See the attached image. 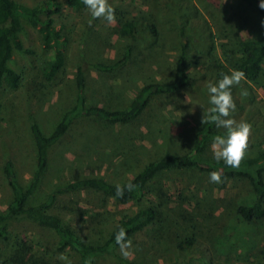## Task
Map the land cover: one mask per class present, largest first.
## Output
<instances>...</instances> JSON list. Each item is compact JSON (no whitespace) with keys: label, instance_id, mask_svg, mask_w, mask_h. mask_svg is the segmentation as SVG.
Returning <instances> with one entry per match:
<instances>
[{"label":"rangeland","instance_id":"374dc122","mask_svg":"<svg viewBox=\"0 0 264 264\" xmlns=\"http://www.w3.org/2000/svg\"><path fill=\"white\" fill-rule=\"evenodd\" d=\"M19 1L37 6L45 0ZM108 2L114 8L111 22L103 17L93 18L87 8L74 10L66 5L62 14L57 15L58 25L65 24L70 40L66 47V64L50 82L43 78L48 51L42 44L41 34L25 24L20 36L24 47L30 51L16 50L11 60V66L22 76V86L17 90L0 88L3 106L0 212L13 199L8 162L13 164L17 181L28 187L36 165V139L31 123L37 121L45 136H58L59 121L76 100V74L81 65L87 77V105L125 108L149 79H171L181 53V40H188V68L196 83L173 94L157 95L142 116L128 124H111L92 116L76 119L71 129L72 140L51 149L48 169L31 204L43 202L59 183L85 176H103L110 182L123 183L149 161L165 154L190 151L194 134L203 123L204 109L211 107L208 85L221 79L218 65L237 70L234 66L242 53L236 36L258 35L264 28L261 16L244 0ZM121 17L137 20V24H143L141 29H147L142 36L138 35L135 43L136 53L144 51L145 55L135 56L128 69L122 71L103 73L88 68V62L110 63L122 55L127 39L119 33ZM149 23H156V34H152ZM182 29L187 38L181 35ZM231 94L236 104L231 118L237 123L251 124L245 157L255 155L264 149V78L261 86H257L243 76L239 84L232 86ZM218 131L221 135L227 130L218 128ZM213 139L208 143L207 158L214 157ZM205 168L174 169L155 178L154 182L172 198L171 203L166 204L171 219L166 230L146 229L143 233L145 249L139 250L131 243L125 249L128 256L144 258L150 264H169L176 256L185 258L183 251H177V240L194 232L203 246L190 250L184 264H264V218L246 221L237 213L239 204L254 197L252 186L247 180L222 174V182L213 183L209 179L212 171ZM61 198L62 203L67 204L69 200L85 212L80 217L76 211L70 213L61 205L51 209L70 224L77 225L78 217L84 222L91 214L101 213L106 221L104 225L97 229L83 225V232L91 233L92 238L106 235L124 214L137 209L134 201L121 203L93 189L71 192ZM181 201L184 203L179 207ZM14 230L18 240L32 245L39 255L57 261L63 253L70 264H81L79 254L73 250L58 251V236L54 231L31 221L15 223ZM98 262L115 264L107 257Z\"/></svg>","mask_w":264,"mask_h":264},{"label":"trees","instance_id":"16d2710c","mask_svg":"<svg viewBox=\"0 0 264 264\" xmlns=\"http://www.w3.org/2000/svg\"><path fill=\"white\" fill-rule=\"evenodd\" d=\"M261 16L264 24V9L259 7L260 0H244ZM74 10L87 8L83 0H45L37 6H30L19 0H0V88L19 89L22 86V76L11 66V60L16 50H30L24 47L21 32L25 24L37 29L41 34L42 44L48 51V57L43 70V78L50 82L55 79L66 64V47L69 43V35L65 32V24L58 25L57 15L62 14L64 6ZM123 17V16H122ZM119 18V33L127 39L121 56L110 63L102 61L88 62V68L100 72H116L128 69L135 56L145 55L144 51L136 53L135 43L140 34L147 29H141L143 24H137V20H122ZM152 34L158 32L156 23H149ZM185 29L181 30L183 38H187ZM236 43L242 53V57L236 62L235 68L243 73V76L257 86H261L264 78V28L260 34L248 37L236 36ZM189 41L181 40V53L176 59L173 76L171 79H149L140 89L130 105L125 108L111 109L98 105L86 104L87 77L81 65L76 74L77 94L75 103L68 109L61 121H59L58 136H45L37 121L31 123V129L36 139V165L34 177L28 187H24L15 178L12 162H8V174L13 189V199L7 207L0 212V264H64V262L52 258H45L33 249L32 245L20 242L14 230L15 223L31 221L40 227L54 231L57 236V249L65 252L67 249L78 253L81 264H100V258H110L115 264H150L139 258L124 256L115 237L121 228L125 229L131 243L137 245L139 250L145 249L143 233L148 228L167 229L168 212L166 204L171 203V197L162 189L161 185L154 182L155 178L165 171L174 169H190L206 167L205 170L219 171L229 178L247 180L254 190V197L247 203H241L237 207V213L246 221L264 218V149L252 156L244 157L237 168H232L218 161L214 157H205L208 143L216 135H220L214 121L206 119L194 134L193 146L190 151L181 154H165L146 163L136 175L123 183H113L103 176H85L82 178L59 183L48 193L46 199L39 204H31L33 195L37 192L50 162L51 149L63 141L70 142L72 126L76 119L95 117L96 119L111 124H128L136 121L143 114L150 101L157 95L173 94L196 83L195 76L189 71ZM221 78L223 74L231 71L218 65ZM45 87V84H44ZM3 106L0 103V121L2 120ZM56 132V133H57ZM13 169V170H12ZM131 182L134 190H125L123 197L116 196V185H124ZM85 189L100 191L118 202L128 203L134 201L137 209L130 214H124L118 224L106 235L92 238L91 233L83 232V225L97 229L106 223L100 212L90 215L89 220L80 222L85 212L76 203H62V195ZM181 201L178 205L182 206ZM62 206L70 213H78L77 225L70 224L64 216L51 212L54 206ZM184 216V214H183ZM174 216L173 218H175ZM177 221V219H176ZM79 222V223H78ZM81 223V225H80ZM142 237L140 238V236ZM140 238V239H139ZM142 240V242L140 241ZM138 243V244H137ZM177 251H183L185 258L169 264H184L186 256L194 247L203 246L196 233L186 235L177 240ZM152 264V263H151Z\"/></svg>","mask_w":264,"mask_h":264},{"label":"clouds","instance_id":"9594fccd","mask_svg":"<svg viewBox=\"0 0 264 264\" xmlns=\"http://www.w3.org/2000/svg\"><path fill=\"white\" fill-rule=\"evenodd\" d=\"M93 18L103 17L111 22L114 19V8L108 0H83ZM259 7L264 9V0H260ZM243 73L238 70L231 71L230 74H223L222 78L215 83L208 85L209 104L211 107L205 111L203 123L206 119L215 122L217 128L226 129L225 134L216 135L211 143V150L214 158L222 160L225 165L232 168L240 166L242 159L246 155L248 138L251 133V124L247 121L237 123L231 118V113L235 111L236 104L233 100L231 89L233 85L240 83ZM209 179L213 183H221L222 176L219 171L209 173ZM135 185L128 182L124 185H116V196L123 197L125 190L131 192ZM116 243L120 246L124 256H128L125 250L130 247L131 240L128 239L125 229L121 228L115 237ZM58 259L64 264H70L68 258L59 254Z\"/></svg>","mask_w":264,"mask_h":264}]
</instances>
